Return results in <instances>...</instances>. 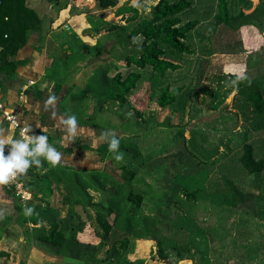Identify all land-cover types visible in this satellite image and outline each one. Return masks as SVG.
<instances>
[{"label":"rangeland","instance_id":"374dc122","mask_svg":"<svg viewBox=\"0 0 264 264\" xmlns=\"http://www.w3.org/2000/svg\"><path fill=\"white\" fill-rule=\"evenodd\" d=\"M158 1L136 0L134 3V0H119L116 8L99 10L92 0H26L27 6L39 15L40 23H37V29L31 32L27 44L17 56L23 64L15 77L5 80L4 76H0L2 83L0 103L6 108L18 109L22 123L32 132V142L38 144L41 137H47L48 147L60 154V161L57 164L60 168L71 167L82 172L97 170L116 179L122 184L123 198L128 196L130 190L143 193L145 201L139 213V220L144 216L157 214L151 195L152 186H156L157 181L141 174L131 185L124 183L122 166L127 163L126 157L118 151L117 146L103 156L98 151L100 146L104 144L111 146L114 140L119 143L134 144L144 156L153 159L169 157L173 159L177 156L175 158L177 165L181 163L180 157L184 152L188 155L192 152L197 159L216 162L213 173H217L222 157L229 154L231 149L236 153L248 137L247 126L241 119L240 111L236 109L238 87L232 79L226 80V78L233 75L244 77L245 74H254L251 68L255 67L256 61L251 62L250 56L264 46V33L260 36L253 26H244L242 33L237 34V37L242 40L246 53L239 54L241 46L220 51L221 53L214 50L215 38L227 39L232 32L224 26L217 27L215 24L220 0H196L195 7L180 16L183 24L190 21H196L198 24L186 41L192 53L179 54L169 51L170 58L179 65V68L167 73L168 84L173 89L181 90L173 105L162 109L153 101L147 102L148 89L143 88L141 93L133 97V101L140 108L143 106L145 117L151 121L144 128L133 132L123 128V123L117 117V105L113 103L105 105V113H97L94 110L93 97L81 104L71 106L73 102L70 94L82 92L98 69L108 67L111 77L118 73L125 74L129 69L125 57L138 52L140 38L128 40L127 31L123 29L113 32L106 30L108 24L131 28L137 21L129 23L127 18L130 15L116 18L113 17V13L119 8L136 6L140 16L146 17L150 15ZM227 1L234 15L238 14L240 9H247L252 5L250 0ZM262 4L264 5V0ZM86 44L89 46L85 50L87 57L77 61L72 67L68 66L66 56L79 53ZM262 60L258 59V62ZM260 72H264V64H261ZM56 84L62 85L58 99H54ZM158 85L156 77L153 87L156 88ZM213 91H219V94L212 93ZM59 102H63L72 112V109H78L77 125L68 123L70 119L62 113ZM170 117L171 123L166 121ZM2 118V120L0 118V141L4 142L3 153L7 158L11 156L14 144L20 143V138L6 119ZM153 122L157 125H153ZM176 134H179V137ZM182 136L186 142L183 141L180 149L177 145L180 144ZM82 145H88L92 150H79V146ZM63 149L72 150V153H67ZM216 150L217 153L212 157L210 155V158L209 154ZM190 158L196 163L199 162L195 157ZM202 166L206 168V165L202 164ZM70 174L66 172L67 176ZM242 176L244 186L248 189L249 185H253L254 176L248 174ZM39 185V188L43 189L40 194L43 198V206L54 208L58 212L59 220L66 218L72 206L64 204L63 198L70 191V183L61 187L44 183ZM225 185L227 188H233L228 182ZM249 190L251 191L250 188ZM89 193L96 204H100L105 197L96 189H91ZM256 194L259 209L256 217L226 205L214 209L210 202L199 203L198 207L188 213L186 230L194 236L203 251L202 254H195V262H179V257L173 249L177 244L176 241L166 243L165 249L169 255L167 260L160 259L158 246L153 240H133L131 251L124 258L132 261L145 259L146 264H202L204 255H210L205 250H210L211 245L210 236L206 238L207 242L203 238H198L197 234L203 227L212 228L216 233L212 234L218 237L219 251L224 253L225 259L229 258L232 264L239 259L248 264L251 249L258 251L256 258L251 260L250 264H264L262 187ZM185 204L187 203H182ZM18 206L26 210V203L14 190L9 189L5 184L0 185V252L6 253L0 258V264L22 262L84 264L51 256L35 246L28 236V231L34 226L25 222L26 211L20 212ZM72 209L88 225L79 235L80 240L98 244L99 239L88 219L89 215L95 217V210L91 207L84 209L75 205ZM185 214L187 217L186 212ZM116 235H119V232Z\"/></svg>","mask_w":264,"mask_h":264},{"label":"trees","instance_id":"16d2710c","mask_svg":"<svg viewBox=\"0 0 264 264\" xmlns=\"http://www.w3.org/2000/svg\"><path fill=\"white\" fill-rule=\"evenodd\" d=\"M92 1L99 10L113 9L119 4V0ZM250 1L252 4L250 8H242L238 14L234 15L229 8V2L220 0L215 24L217 27L224 26L230 29L232 33L227 39L215 38L214 50L221 53L220 51L224 52L241 46L239 54L246 53L242 40L237 37V34L242 33V28L253 26L260 36L264 33L263 0ZM195 4L196 0H159L153 6L150 15L146 17L140 16L136 6L117 9L113 17L124 18L130 15L127 21L129 23L137 21L136 24L131 28L108 24L106 30L113 32L123 29L127 31L128 40L140 38L138 52L125 57L129 67L125 74L118 73L111 77L108 67L98 69L82 92L70 94L73 102L71 106L81 104L93 97L94 110L97 113H105V105L113 103L117 105V117L123 123V128L133 132L144 128L151 121L145 117L143 106L140 108L133 101V97L141 93L143 88L148 89L147 102L153 101L162 109L173 105L181 90L173 89L168 84L167 73L179 68V65L170 58L169 51L179 54L192 53L186 41L198 24L196 21L183 24L180 16L194 8ZM37 23H40V17L35 10L27 6L26 0H0V76H4L5 80L15 77L18 68L23 64L17 56L27 44L31 32L37 29ZM88 47L86 44L79 53L67 55L65 58L67 65L72 67L77 61L85 59L87 57L85 50ZM262 58H264V46L250 56L251 62L256 61L255 67L251 68L254 74H245L244 77L233 75L226 78V80L232 79L238 87L236 109L240 111L241 119L247 126L248 137L236 153L231 149L229 154L222 157L217 173H213L216 162L197 159L192 152L189 155L184 152L180 157L181 163L177 165L175 159L177 156L173 159L171 157L153 159L144 156L134 144L120 142L117 145L118 151L127 159V163L122 166L124 183L131 185L141 174L157 181V185H153L151 191L156 215L144 216L139 220V213L145 201L144 194L130 190L128 196L123 198L122 184L101 171L82 172L71 167L52 166L43 155L26 157L29 160V167L25 172H20L19 180L31 195V199L26 203V210L21 206L17 209L20 212L26 211L25 222L34 226L28 231L31 242L33 241L35 246L51 256L66 258L73 262L146 264L145 259L132 261L124 258L131 251L133 240L156 242L162 260L169 258L165 249L167 241H176L177 244L173 249L179 257V262H195V254H202L203 251L194 236L187 232L185 226L188 224V213H191L199 203L210 202L214 209H220L226 205L256 217L259 211L256 193L261 187L264 191V72H260L261 64H264ZM258 59L262 61L258 62ZM156 77L159 85L154 88L153 81ZM139 84H141L140 87ZM61 91L62 85L56 84L54 99H58ZM212 93L219 94V91ZM58 105L67 118L75 119V125H77L78 112L76 111L78 109H72V112L68 106H64L63 102H59ZM171 119V117L167 118L166 121L171 123ZM152 124L157 125L154 122ZM182 133L183 131L180 132ZM176 135L179 137V134ZM48 140L51 139L48 138ZM183 141L186 142L182 136L180 144L177 145L180 149H182ZM37 146L36 142H32L29 151H33ZM63 150L72 153V150ZM79 150L90 151L92 148L82 145L79 146ZM98 151L105 156L110 151V145L104 144ZM216 153L217 150L213 151L209 157ZM191 156L199 162L193 161ZM202 164L206 165V168ZM66 172L71 173L70 176H67ZM242 174L254 176L253 185L248 187L251 191L245 188ZM226 182L233 188L224 186ZM41 183L59 187L70 183V191L65 197L63 196L64 204L72 206L66 218L59 220L58 212L54 208L43 206V198L40 195L43 189L39 188ZM91 189H96L105 195L100 204L94 202V198L89 193ZM179 199L181 201H178ZM190 201L192 203L189 204ZM185 202L187 204L182 205ZM74 205L84 209L91 207L95 210V217L89 215L88 219L99 239L98 244L80 240L79 235L88 225L72 209ZM112 216H114L113 219H111ZM117 232L119 235H116ZM212 233L216 234L212 228L201 227L197 234L198 238H203L206 242L208 241L206 238L210 236V250H205L210 255H204L202 264H232V261L229 258L225 259L224 253L219 251L218 237L213 236ZM257 251L258 249L250 250L248 264L256 258ZM5 255V252H0V258ZM101 255L102 258H100ZM233 264H245V262L239 259Z\"/></svg>","mask_w":264,"mask_h":264},{"label":"clouds","instance_id":"9594fccd","mask_svg":"<svg viewBox=\"0 0 264 264\" xmlns=\"http://www.w3.org/2000/svg\"><path fill=\"white\" fill-rule=\"evenodd\" d=\"M136 0H134V3ZM68 123L75 125L73 118ZM119 141L114 140L110 146V150L118 145ZM4 142L0 141V185L7 184L9 179L15 177L17 172H25L29 167V160L26 157L33 155H43L51 163L56 166L60 161V154L54 149L48 147L47 137H41L38 141V146L29 151L28 143H15L14 150L10 157H5L3 153ZM38 163V161H37Z\"/></svg>","mask_w":264,"mask_h":264},{"label":"built area","instance_id":"2783aa9c","mask_svg":"<svg viewBox=\"0 0 264 264\" xmlns=\"http://www.w3.org/2000/svg\"><path fill=\"white\" fill-rule=\"evenodd\" d=\"M0 111L2 116L6 119L8 124L14 129L20 138V143H28L30 148L33 141L31 130L25 126L20 118L18 109H8L5 105L0 103ZM20 172H17L15 177L9 179V182L5 184L9 189L14 190L17 196L22 198L25 203L31 199V195L25 190L24 185L19 180Z\"/></svg>","mask_w":264,"mask_h":264},{"label":"crops","instance_id":"0c3cea01","mask_svg":"<svg viewBox=\"0 0 264 264\" xmlns=\"http://www.w3.org/2000/svg\"><path fill=\"white\" fill-rule=\"evenodd\" d=\"M19 69V68H18ZM17 72H18V70H17ZM8 109H10L9 107H7ZM3 116H2V113L0 112V118H1V120L3 119L2 118ZM20 118H21V116H20ZM22 119V118H21Z\"/></svg>","mask_w":264,"mask_h":264}]
</instances>
